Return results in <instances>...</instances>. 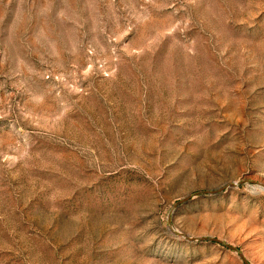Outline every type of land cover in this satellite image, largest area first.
<instances>
[{
	"label": "rangeland",
	"instance_id": "1",
	"mask_svg": "<svg viewBox=\"0 0 264 264\" xmlns=\"http://www.w3.org/2000/svg\"><path fill=\"white\" fill-rule=\"evenodd\" d=\"M0 264H264V0H0Z\"/></svg>",
	"mask_w": 264,
	"mask_h": 264
},
{
	"label": "water",
	"instance_id": "2",
	"mask_svg": "<svg viewBox=\"0 0 264 264\" xmlns=\"http://www.w3.org/2000/svg\"><path fill=\"white\" fill-rule=\"evenodd\" d=\"M238 184H229L228 186L229 187H233V186H237ZM221 191H223V189H219V190H217V191H213V192H201V193H199V194H207V193H211V194H216V193H218V192H221ZM190 199V196L189 197H187V198H185L184 200H182V201H180L177 205H180V204H182V203H184V202H186V201H188ZM189 240H191V241H210V242H217V243H221V244H223V242L221 241V240H219V239H216V238H189ZM226 246H228L227 244H225ZM229 247V246H228ZM231 248V247H230Z\"/></svg>",
	"mask_w": 264,
	"mask_h": 264
}]
</instances>
